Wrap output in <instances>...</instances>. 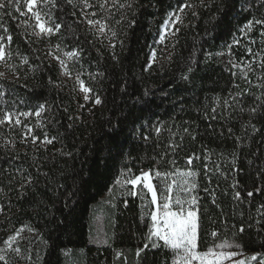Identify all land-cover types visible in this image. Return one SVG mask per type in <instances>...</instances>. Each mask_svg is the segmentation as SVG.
Listing matches in <instances>:
<instances>
[{
	"label": "trees",
	"instance_id": "obj_1",
	"mask_svg": "<svg viewBox=\"0 0 264 264\" xmlns=\"http://www.w3.org/2000/svg\"><path fill=\"white\" fill-rule=\"evenodd\" d=\"M176 2L117 0L111 7L109 0L101 11L56 0L43 9L49 26L61 25L51 35H38L14 6L0 9V43L15 66L0 70V115L32 113L20 126L0 125V242L22 229L13 245L21 252L7 251L8 264H171L163 248L137 256L148 243L152 205L147 193L131 195L129 184L109 208L107 241L93 238L100 199L118 179L145 170L172 174L160 177L169 180L196 174L200 250L227 239L264 254V26L240 32L248 20L264 19V0H195L149 63ZM93 11L88 18L107 24L102 34L83 15ZM49 51L77 53L66 61L68 74L99 104L80 107L74 81L62 78ZM45 135L51 144L41 142Z\"/></svg>",
	"mask_w": 264,
	"mask_h": 264
},
{
	"label": "snow or ice",
	"instance_id": "obj_2",
	"mask_svg": "<svg viewBox=\"0 0 264 264\" xmlns=\"http://www.w3.org/2000/svg\"><path fill=\"white\" fill-rule=\"evenodd\" d=\"M23 2L27 8V12L31 13V17L36 21V28L39 29V34H47L51 35L54 32H58L61 28L60 24H55L54 26H49L48 22L44 19V17L49 16V12L43 11L39 9V4L43 3L45 6L51 5L52 7L56 6V0H7L5 3L4 0H0V9H6L10 6H14V10L19 12L21 16L26 15L27 13L21 11L20 4ZM69 4L73 3V0H67ZM84 9L98 7L101 11H107L109 8V0H97V4L94 5L90 2V0H80ZM117 5V0H112L111 7H115ZM200 6L204 5V0H200ZM119 7L123 8L125 5L120 4ZM131 7V5H128ZM197 7L196 4L191 3L190 0H184V2L178 4V7L173 12L169 13V21L174 26L177 23H182V16L185 15V9H195ZM11 15V13H9ZM74 15V13H73ZM87 23L96 27L97 30L101 33L105 31L107 28V24L101 19H90L89 15L95 17L98 15L96 11L91 12L90 14L87 12L83 13ZM192 15L196 16L197 13L192 11ZM174 17V19H173ZM166 21L165 24V32L169 31L168 23ZM254 25H262L264 26V19H251L248 20L246 24L240 28L241 33H247L252 30ZM176 32L179 31L177 28ZM175 35V33H172ZM115 35V33H113ZM261 35L264 36V32H261ZM165 35L160 36V42L162 43L165 39ZM3 38L0 37V40ZM8 40H11V37H8ZM238 43L239 41H235ZM249 52L251 50L249 49ZM69 58L77 55L76 52H69L66 54ZM156 52L155 50L151 53L150 59L155 62L156 60ZM170 59V56L168 57ZM11 59V53L6 52L5 46L0 43V65L4 66L6 70H11L15 72V66L8 63ZM23 63H27V59H23ZM63 63V62H62ZM151 67V64H149ZM67 71V69H65ZM191 71V68H189ZM5 77V72L0 71V79ZM81 89L83 92L88 93L91 90L84 86L83 81H80ZM85 100H88V96L84 97ZM101 101L97 97L95 103L99 104ZM44 111V105H40L39 109L35 112L36 116H40V114ZM256 109L253 108L252 112H255ZM32 113L30 112H22V113H14L11 111H4L2 115H0V125H15L19 126L21 124L20 116H30ZM27 132L24 134V138L32 133V129L27 127ZM39 137L32 136V142L36 143ZM54 138H49L47 135L44 136L42 143L51 144ZM6 145H0V147H4ZM191 163V160H189ZM129 174L131 170H128ZM151 170L149 171H141L140 175H130L129 178L124 180L123 182L117 180L118 184L124 183L132 185L135 188L139 184H143V188L147 190V193L150 194V204L155 206L154 210L146 213L150 216L151 226L148 230L147 240L148 243H145L143 248L137 249V256H139L141 251H144L149 246L152 248H163L168 250L172 254L171 264H250L251 261H256L257 257L260 254H253L252 256L246 259H233L238 255H241L238 251H231L229 249H239L241 245L234 241H228L227 239L214 243L213 246L207 247L206 250H200L198 247V239L201 226L199 223V217L197 210L193 207L197 205V197L194 195H190L191 192L197 187L194 179L190 180V178L195 177L194 172H179L175 174L174 179L171 180V183L166 185V188L159 194L156 190V186L152 183ZM124 173H121L123 176ZM169 176L172 174L164 173L162 174L160 171H155L156 177L161 176ZM28 183H31L29 178ZM24 185H21L23 187ZM174 187L177 189V194L175 198H173L172 193ZM180 192H184L189 194V198L182 199L179 195ZM131 195H137V192L132 191ZM248 196H252L253 192H248ZM240 197V193L236 192L235 199ZM162 201V203L158 202ZM213 203L215 200L213 199ZM175 205V209L173 208ZM4 212V208L0 206V213ZM31 230V229H30ZM21 230H17L14 234L9 235L7 239L3 241L4 247L0 248V261H3L4 264H8V260L6 259L5 253L7 251H12L17 254L21 252L19 247H14L13 245L17 242V238L20 236ZM240 232H243V227L240 228ZM212 237L217 236L216 231L211 232ZM162 242V243H160ZM31 259V257H29ZM164 264H168L167 260ZM259 264H264V256H260Z\"/></svg>",
	"mask_w": 264,
	"mask_h": 264
},
{
	"label": "rangeland",
	"instance_id": "obj_3",
	"mask_svg": "<svg viewBox=\"0 0 264 264\" xmlns=\"http://www.w3.org/2000/svg\"><path fill=\"white\" fill-rule=\"evenodd\" d=\"M195 0H190L191 3H194ZM184 2V0H177V2L175 3V6L174 8L169 11L167 13V15L165 16V19H164V22L162 23V25L160 26L159 28V32H158V35L156 37V40L155 42L153 43V47L151 48L150 50V54H149V63H152L153 61H151L150 59V56H151V53L158 47V46H163V45H166L168 41H170L172 39V37L174 36L172 33H176V29L179 28V26L182 24V23H177L175 24L174 26L171 24V22L169 21V13L173 12L174 10L177 9L178 7V4ZM44 4L41 3L39 4V9L40 10H43L44 9ZM23 11L26 12L27 14L26 15H23L25 20H30L32 22V24L34 25L33 27L35 28V31L36 33L39 32V29L36 28V21L34 18L31 17V13L27 12V8L24 4L23 6ZM188 11V9H185V12ZM185 15L182 16V22H183V18H184ZM44 19L48 22V20L46 19V17H44ZM93 19H96V18H93ZM174 19V17H173ZM166 21H169L168 23V28H169V31L166 33L165 32V24H166ZM94 29L97 30L96 27H94ZM98 31V30H97ZM99 32V31H98ZM101 33V32H99ZM104 33V32H103ZM102 34V33H101ZM165 35V39L164 41L161 43L160 42V36L161 35ZM41 35V34H39ZM43 35V34H42ZM69 53V52H61L59 54V52H52V51H49V56H51V58L58 64L59 66V69H60V73H61V76L62 78H64L65 80H67L68 83H73L72 81H74L73 85L77 87V93L79 95V100H80V107H84L88 104H91V105H94V104H97L95 103V98L91 95L90 92L88 93H85L83 92V90L81 89V85H80V81L78 80V78H73L71 77L69 74H68V71H66L65 69H67V64H66V61L67 60H71V58H69L66 54ZM63 62V63H62ZM4 69V66L0 65V70H3ZM88 96V100H85L84 97L85 96ZM36 115H34L35 117ZM24 118V116H20V120H21V124L22 125V119ZM19 125V126H20ZM31 128V127H30ZM27 132V128L24 127V133L23 135ZM24 137V136H23ZM29 137V136H28ZM147 171V170H145ZM141 172L138 174L140 175ZM151 176H152V183L154 184V186H156V190L158 192V196L159 194L166 188V185L171 183V180L176 178L175 176L169 180V179H163V178H160V177H156L155 176V173H150ZM154 179H156V185L154 183ZM119 180V179H118ZM191 180V178H190ZM123 182V180H120ZM124 183H121V184H118L117 182H115L113 184V186L105 193V195L100 199V202L94 207V211H93V216H94V223H93V238L95 239L96 242H105L107 241V224H108V211H109V208L112 206L113 204V201L114 199H116L118 196L121 195V193L123 192V190H125V188L123 187ZM132 186V185H131ZM133 187V186H132ZM134 191L137 192V194H144V193H147V190L143 188V184H139L137 185L135 188H134ZM148 196H149V199H151L150 197V194L147 193ZM177 194V189L174 187L173 189V193H172V196L173 198H175ZM179 195L181 196L182 199H186V198H189V194H186L184 192H180ZM190 195H193L192 192ZM160 203H162V201H158ZM195 209H196V206H193ZM155 206H151V210H154ZM173 208L175 209V205H173ZM150 210V211H151ZM151 220V219H150ZM5 240V239H4ZM2 240L0 242V248H3L4 247V244H3V241ZM231 251H238L241 253V255H238L237 257H234L233 259H246L250 256H252L253 254H258V253H246V252H242L240 251L239 249H229ZM260 256H264V254H260L258 257H257V260L256 261H251L250 264H259V259H260ZM69 260L71 261V258H69ZM71 263V262H70ZM72 264V263H71ZM226 264H228V262H226Z\"/></svg>",
	"mask_w": 264,
	"mask_h": 264
}]
</instances>
